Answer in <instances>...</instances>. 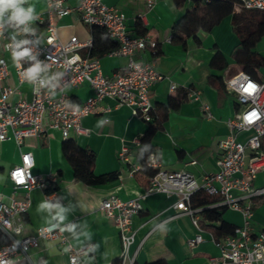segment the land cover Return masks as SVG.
<instances>
[{"label": "crops", "instance_id": "crops-1", "mask_svg": "<svg viewBox=\"0 0 264 264\" xmlns=\"http://www.w3.org/2000/svg\"><path fill=\"white\" fill-rule=\"evenodd\" d=\"M104 2L127 16V24L133 33L140 35L136 29L139 23L145 27L144 35L157 43L155 49L147 46L145 50L138 51L135 59L154 62L157 69L168 77L151 89V101L164 119L162 127L149 131V123L135 115L130 106L117 105L110 98L104 99L101 106H108L110 110L85 116L82 124L87 133H73L70 138L78 146L93 151L96 175L118 173L117 179L96 185L77 179L73 164L64 151V139L57 129L48 128L43 135L27 137L20 147L13 139L0 140V193L7 202L12 196H25L22 189L14 193L9 171L20 163L22 152L29 151L35 159L34 173L58 176L60 201L57 206L46 207L49 204L44 191L39 188L29 191L31 205L21 216L25 224L24 235L35 234L41 226L75 220L67 232L73 245L91 242L95 246L92 253L82 257L81 264H115L121 254L120 230L113 219L99 210V203L110 195H116L122 200L139 199L143 205V210L133 220L135 237L130 252L135 255V264H148L160 259L167 264H215L211 258L217 257L219 250L210 240L211 224L203 219L200 212L197 213L199 224L204 229V241L194 248L189 247L188 239L194 236L195 227L190 215L174 207L177 196L147 193V172L144 170L131 175L129 165L121 162L119 152L122 145H126L131 152V161L140 163L137 154L143 144L142 139L146 137L154 150L161 153V162L168 168L187 169L196 176L216 171L219 142L228 134L225 121L239 109L233 94L214 78L221 76L224 81L240 71L234 59L239 37L233 28L231 15L224 16L210 29L199 28L196 38L189 37L183 43L173 38V34L186 9L195 6V0H187L185 7H178L174 0H155L149 10L147 0ZM77 3L78 0L65 1L67 6ZM18 7L26 12L31 8L30 16L46 15L47 0H22ZM12 11L8 9L4 13L11 16ZM246 12L244 8L234 7L232 15H244ZM142 13L145 14L144 19L139 20L138 15ZM55 24L64 41L72 36L81 41L92 37L91 27L80 20L77 12L55 17ZM36 29L39 27L33 28ZM254 51L264 56V35L257 41ZM216 52L227 63L226 68L219 66L222 59H217L215 65L210 63ZM81 53L84 54V50ZM6 56L11 72L8 83L16 86L18 81L12 58L8 54ZM126 61L125 57L115 55L100 57L102 71L106 75H112ZM255 80L264 83V65L258 69ZM171 82L179 86L176 91H171ZM19 88L22 94L31 96L29 83H23ZM182 88L199 90V99L184 97ZM66 91L78 103L93 94L88 82L69 86ZM14 98L17 99L18 95ZM175 103L177 106L173 107ZM204 105L212 115L210 118L204 115ZM45 125H48L47 119ZM251 134L252 130L238 132L236 140L243 142ZM192 160L196 162L191 164ZM254 184H264V170L256 175ZM252 210V227L258 231L264 227V196L253 203ZM222 219L235 227L242 223L241 214L231 209L224 210ZM29 254L28 260H19L16 264H69L67 255L52 240L41 239L39 246L31 248Z\"/></svg>", "mask_w": 264, "mask_h": 264}, {"label": "built area", "instance_id": "built-area-1", "mask_svg": "<svg viewBox=\"0 0 264 264\" xmlns=\"http://www.w3.org/2000/svg\"><path fill=\"white\" fill-rule=\"evenodd\" d=\"M65 1L47 0L46 15H33L24 24H18L7 13L0 16V140L13 139L20 147L25 138L43 135L48 128L59 130L64 140L71 138L73 133H87L82 119L109 111L110 107L101 106L106 98L113 99L117 105L130 106L133 113L145 121H151L156 115L151 89L168 77L154 62L138 61L135 55L147 46L155 49L157 43L145 35L133 33L127 16L104 0H78L75 6H67ZM154 4L155 0H147L148 10ZM235 8L264 11V0H238ZM73 12L78 13L84 24L105 28L107 35L117 42L118 46L107 54L125 57L127 61L112 75L103 73L100 57H91L92 37L86 41L77 36L67 41L60 38L55 17ZM144 16L139 14L138 19L143 20ZM34 27L39 29L33 30ZM24 51L27 55H16ZM7 54L16 71V86L8 83L11 72ZM36 65L41 70L33 78L29 69ZM86 82L91 85L93 94L83 102H75L66 91L67 87ZM23 83L31 85L30 97L20 92L19 85ZM178 87L170 83L171 91ZM225 89L233 94L239 109L225 121L228 134L219 142L215 172L196 176L187 169L168 168L162 164L158 150L150 153L146 166L133 163L130 149L124 144L119 158L129 165L131 175L146 167L153 170L147 193L177 196L174 207L190 215L195 227L194 236L188 239L189 247L194 248L204 241V229L197 214L203 206L192 205L196 195L204 194L214 198L207 206L231 209L242 216V223L231 234L216 239L210 233V240L219 250V255L211 258L215 264H264V227L255 231L251 223L253 203L264 196V184H254L256 175L264 170V83L240 70L225 79ZM199 94V90L188 88V98L197 100ZM202 108L204 115L210 118L208 107ZM46 119L48 125H45ZM247 130H252V134L245 141L236 140L238 132ZM34 165L32 152L26 151L22 152L20 163L9 171L14 193L22 189L26 192L24 197L12 196L7 202L0 193V235L8 239L0 244V264L28 260L30 249L38 247L41 239L55 241L67 255L69 264H81L82 257L92 253L95 246L91 242L73 245L67 232L75 220L41 226L32 235L23 234L25 224L21 216L31 205L29 191L33 188L44 191L51 206H57L60 201L58 176L34 173ZM99 210L119 227L120 264H135V255L130 252L135 237L133 220L143 210L142 203L139 199L122 200L110 195L99 203Z\"/></svg>", "mask_w": 264, "mask_h": 264}, {"label": "trees", "instance_id": "trees-1", "mask_svg": "<svg viewBox=\"0 0 264 264\" xmlns=\"http://www.w3.org/2000/svg\"><path fill=\"white\" fill-rule=\"evenodd\" d=\"M187 0H174L178 7H185ZM238 4V0H210L203 2L195 0V6L191 9L187 8L183 16L178 22V29L173 34V38L186 43L189 37L196 38L195 34L199 28L210 29L212 25L217 23L226 15H231L233 28L239 37L238 49L235 51L234 59L239 66V70L247 73L252 78H256L258 69L264 65V56L254 51L257 41L264 35V11L255 9H246L244 15H232L234 7ZM137 34L144 35L145 27L137 24ZM93 45L91 48V57H101L106 55L111 50L115 49L118 44L111 39L105 28L101 26L91 27ZM217 59H222L221 68H226L227 63L223 60L221 54L216 52L211 64L215 65ZM232 75V74H231ZM219 85L224 88L225 80L221 76H214ZM184 97H188V88H182ZM177 104H173L176 107ZM162 113L156 108V115L149 123V131L161 128L163 124ZM143 144L140 146L137 154V160L143 166L147 165L149 155L154 148L146 141V137L142 139ZM64 151L71 163L73 164L75 176L78 180L84 181L87 184L96 185L103 184L117 179L118 173L111 172L101 175H96L93 170L95 163V154L92 150L78 146L72 139L64 140ZM147 175H152L153 170L150 168L144 169ZM214 201V198L208 195L195 196L192 200L193 207L203 206L200 213L204 220H207L210 225L211 233L216 239L229 235L233 232L235 225L230 224L222 219L225 208L223 207H208L207 205ZM218 222V225L215 223ZM8 239L0 235V244L6 243ZM115 264H120V258ZM148 264H167L165 260L160 259Z\"/></svg>", "mask_w": 264, "mask_h": 264}, {"label": "clouds", "instance_id": "clouds-1", "mask_svg": "<svg viewBox=\"0 0 264 264\" xmlns=\"http://www.w3.org/2000/svg\"><path fill=\"white\" fill-rule=\"evenodd\" d=\"M22 0H0V16L8 9H12L11 19L18 22V24H24L27 20L31 18L30 14L32 9L29 8L26 12L23 8L18 7V4ZM17 56L27 55V51L17 53ZM39 65L33 66L29 69V75L35 77L40 72ZM46 207H51L50 205H45Z\"/></svg>", "mask_w": 264, "mask_h": 264}]
</instances>
